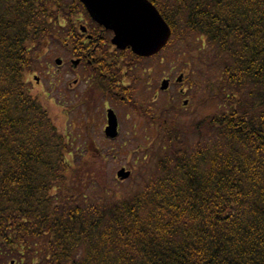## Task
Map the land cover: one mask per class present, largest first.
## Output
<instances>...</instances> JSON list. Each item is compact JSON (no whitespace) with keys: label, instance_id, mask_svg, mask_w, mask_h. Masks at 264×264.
I'll return each instance as SVG.
<instances>
[{"label":"trees","instance_id":"trees-1","mask_svg":"<svg viewBox=\"0 0 264 264\" xmlns=\"http://www.w3.org/2000/svg\"><path fill=\"white\" fill-rule=\"evenodd\" d=\"M151 1L174 44L187 40L193 108H217L162 118L160 144L142 157L149 173L118 191L84 160L92 140L72 151L27 82L49 42L70 52L86 40L84 7L0 0V263L264 264V0ZM102 54L98 96L121 79L119 57L147 60Z\"/></svg>","mask_w":264,"mask_h":264},{"label":"rangeland","instance_id":"rangeland-1","mask_svg":"<svg viewBox=\"0 0 264 264\" xmlns=\"http://www.w3.org/2000/svg\"><path fill=\"white\" fill-rule=\"evenodd\" d=\"M186 44L187 40H178L174 44L172 35L169 44L162 51L142 61L143 69L138 71L142 77L137 82H129V86L134 87L132 96L130 97V92L122 91L124 96H127L128 101L125 103L119 99L123 94L112 99L88 91L86 98H90L89 105L92 99L95 100V104L89 106V112L82 98V93L87 89L89 75L78 70L72 72L64 63L58 67L54 59L60 57L65 62L69 53L54 41L49 42L43 49L41 64L27 75V82L31 93L43 103L55 126L68 138L71 150L83 152L87 140H92L94 147H90V150L96 156L90 159V154L84 153V160L89 163L93 161V166L100 169L106 186L118 191H127L136 171L144 175L149 173L150 161L148 158L142 160V157L145 153L148 157L151 156L152 149L160 144L161 140L155 135V131L162 118L171 120L172 114L180 113V119L189 118L187 120L190 121L193 117L202 118L217 108L209 101L193 108L194 96L190 94L191 81H187V76L194 75L195 70H192L194 64L189 59ZM189 46L195 48L194 41ZM34 76L39 78V83L34 80ZM179 76L183 79L177 83L176 78ZM190 77L192 78V75ZM162 79L170 80L167 90L159 88ZM74 80H78V83L75 84ZM68 83H71L70 87ZM203 83L201 79V84ZM200 92L195 91V96H202L203 92ZM129 100L131 104L143 107L144 113L150 116L148 120L130 105ZM106 105L114 110L118 119L119 133L112 140L105 136L103 130L106 124ZM188 113L191 115H187ZM155 116L160 119L155 120ZM66 158L74 161L71 156ZM145 165L147 167H144ZM121 167L130 171L129 178L123 181L116 177V172ZM0 264L6 263L2 261Z\"/></svg>","mask_w":264,"mask_h":264},{"label":"water","instance_id":"water-1","mask_svg":"<svg viewBox=\"0 0 264 264\" xmlns=\"http://www.w3.org/2000/svg\"><path fill=\"white\" fill-rule=\"evenodd\" d=\"M79 1L92 20L113 32L111 43L119 49L130 48L134 54L148 57L157 53L171 35L169 25L149 0ZM55 62L60 64L59 59ZM166 86L164 80L161 89ZM104 134L109 138L117 135V120L111 109L107 113ZM116 175L123 180L128 178L130 171L120 168Z\"/></svg>","mask_w":264,"mask_h":264},{"label":"flooded vegetation","instance_id":"flooded-vegetation-1","mask_svg":"<svg viewBox=\"0 0 264 264\" xmlns=\"http://www.w3.org/2000/svg\"><path fill=\"white\" fill-rule=\"evenodd\" d=\"M81 21H83V23H79L78 24V30L81 34H83L86 38V40L81 41V45L80 46H76L75 49L70 50V52H68V58L65 62H63L59 66L66 64L67 68H69V70H71L72 72L75 71H82V72H87L88 73V84H87V89L85 92L82 93V98L83 96L88 93V91L94 92L96 93L97 89L95 87V79L94 77L91 75L92 74V69L95 72H101L103 66L102 65H108L107 62L105 64V56L102 53H107L108 58L109 57H119L121 56L120 54L123 53H130V49H124V50H120L117 49L112 43H111V38L113 36V32L111 30H106L105 28H103L102 26H99L97 23H93L91 21V23H89L87 21V19L85 17H81L80 18ZM84 26L85 29L82 30L81 27ZM88 27H90L93 31V34L88 31ZM93 35H95V38L93 39ZM93 42V43H91ZM84 51V53H83ZM101 52V54H100ZM107 58V57H106ZM72 61H75V64ZM117 67L120 69V75L122 76L120 80L116 79L115 82V87L114 89L108 88V94L111 96L112 95V99H114L115 97H118V95H120L121 93L124 92H130V97L132 96V93L134 91V87L133 86H129L130 85V81L131 82H137L140 80V77H142L141 75L138 74V71L140 69H143V64L142 61L140 63H138L137 61H126L125 59H123L122 57H119L118 63H117ZM135 76L136 78L133 79L132 77ZM34 80L39 83V78H35L34 76ZM180 80V79H179ZM127 84H124L126 82ZM168 81L170 82V80L168 79ZM124 82V83H123ZM74 83L77 84L78 80H74ZM71 83H68V87H70ZM128 86V87H126ZM169 88V87H167ZM110 90V91H109ZM182 91V89L180 90ZM99 93V92H98ZM182 93V92H181ZM103 95L105 98L108 97L109 95ZM98 95V94H97ZM120 101L125 103V101H128L127 99L125 100L123 98V96L119 97ZM106 101V100H105ZM107 103V102H106ZM105 103V104H106ZM129 103L131 105V101L129 100ZM133 103V102H132ZM95 104V103H93ZM134 104V103H133ZM110 108L106 105L105 107V111H107V109ZM145 108V105H144ZM89 110V109H88ZM88 112V111H87ZM139 112V111H137ZM141 114V111L139 112ZM117 116V115H116ZM118 120V119H117Z\"/></svg>","mask_w":264,"mask_h":264}]
</instances>
